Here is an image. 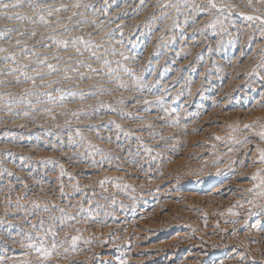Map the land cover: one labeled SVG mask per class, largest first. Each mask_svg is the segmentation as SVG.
Instances as JSON below:
<instances>
[{"label":"bare ground","instance_id":"6f19581e","mask_svg":"<svg viewBox=\"0 0 264 264\" xmlns=\"http://www.w3.org/2000/svg\"><path fill=\"white\" fill-rule=\"evenodd\" d=\"M47 1L50 2V5L61 3L68 5V7L70 5L67 0ZM91 1L93 2L96 0ZM156 1L157 0H153L150 4H146L147 6L145 7L143 14L152 11ZM214 1L226 8L230 22H232L230 23L228 31L229 35H225L226 39L224 40V45L228 46V49L231 52L230 61L228 62V59L226 60L225 58V60L221 58L208 61L207 55L204 54L207 58L205 61L203 60L202 67L193 64L195 57L198 56L199 58V55H201V59H203L202 54L204 51V47L201 46L200 43L201 40L195 33L197 31L196 25H209L215 19L211 17L212 15L209 11L210 8L208 4L205 5L201 3V1L191 0V13L195 25L186 28L184 37L182 40L180 39L182 42L177 45V49L182 54L180 60L173 64L175 67H171L172 69H170V66L168 65L166 66H168L169 69L166 71L164 69L167 74H165L166 77L170 79L169 81L166 79V81H168L167 83L163 81L166 84V87L164 86V88L157 90L155 95H153V92L150 94L145 88V91L142 90V93H139V90L138 95L135 94L134 96L131 93L128 95L126 94L127 96H125L127 98L126 101H124L126 108L128 107L131 110V108L134 109L137 106L136 104H140V109L138 111H133L134 115L131 114L132 116H127L126 119L125 116H123V121L125 120L126 123V131H129L131 134L130 138L134 139L131 157L137 159H135L137 161L136 164H138L137 166L134 167V165L131 164L132 158L130 159V156H128L129 159L125 158V156L116 159L118 155L116 156L113 154V151H117L115 150L117 138L115 139L114 136H110L109 134L102 136L101 139L103 140L97 138L98 142L95 143L98 146L102 145L104 148L108 149L109 160L102 165H98L97 162L93 164L95 158L92 160L93 158H91V155L89 156L90 158L86 157L85 160H83V157L76 156L74 152H70L67 149L64 150L62 147L56 148V146L54 147L50 142V144L45 145V150H42V148V151L39 150L38 154L36 148L34 149L32 147L33 145L28 146L24 149L25 151L21 152L35 157L37 161L31 159V162L33 160L37 162L33 164L35 167L43 163L44 160L46 161L49 159L51 162L52 158L54 160L56 158V160L58 159L59 161L64 159L70 160V158H73L74 160L72 159V161H70L71 166H73V170L76 169L80 174L74 182H70L69 179H62L61 174H59L61 169H59V172L57 171L56 174L48 176L47 182L44 183L42 195H30L29 186L34 185L35 183L32 182L29 184L28 182L23 181L19 184L21 186L20 189L22 190L19 189L20 191H17L14 196L9 197L8 199H5L3 197L4 195L0 197V229L2 227L7 228L5 231L6 233L3 236H1L2 234L0 235V258H3L6 261V264H19V262L23 260H29L31 261V264H72L73 261L77 262V264H264V197H259L254 193H249L247 191V189L252 188L255 183H258V181H252L250 179L257 170H260L261 175H264V164L254 163V161H258L259 159L258 150L264 149V141L260 140L258 136V133L264 130V106H261L264 105V51H262L264 50V36L261 35V32L264 31V24H261L260 20L249 21L245 18L248 15L264 17V3H260L258 0H252V4L249 6L248 0ZM103 2L106 6L110 7L115 4L116 0H104ZM162 5L165 4L162 3ZM44 6L42 8H44ZM96 6L98 7V5ZM155 10H157V8ZM185 11L184 13H187ZM104 13H106V11ZM165 13L166 12H164V14ZM242 13L243 15H241ZM157 14L159 15V13ZM143 16L137 20L140 22L141 18L143 19ZM48 18L49 17L46 19ZM127 20L116 19L111 21V23L106 26L107 30H110V28H114L113 30L116 28L120 29L124 26ZM19 23L20 22L13 21L10 25L19 26ZM134 23L136 24L135 21ZM187 23L188 22H186V24ZM129 29L131 28L129 27ZM169 30L171 32V29ZM120 31L123 34L122 29ZM158 31H160V29ZM129 33L131 32L129 31ZM204 34L205 33H203V35ZM160 35L161 34H159V37L161 38ZM214 37L215 36H213V38ZM148 43L150 42L148 41ZM113 57L116 58L115 56ZM40 59L45 60L47 58L44 59L43 57ZM122 59L124 58L122 57ZM57 61L58 60H56V62ZM170 64L171 63H169V65ZM183 67L190 68L189 73H191L192 79L196 77L197 81L193 83V86H191L192 84H189L188 90L181 96L178 94V89H173L172 86H168L169 83H172L175 80V74L177 75V72ZM109 79H106V75H103L102 78H98V84L104 85L105 82L110 81ZM46 80L43 81L46 83ZM148 81L150 82L151 80ZM90 83L91 82H75L69 86L72 91H77L78 93L82 90L85 91ZM92 84L95 85L96 83ZM97 86L98 85H95L93 87V92L96 93L95 98L105 99L115 95L110 92L113 89H110L108 84L106 85V89L101 88L100 90H97ZM8 89L9 88L5 90ZM189 91L190 94L188 93ZM132 97H135L134 100H136V102L129 100ZM145 100L150 101V103L145 104ZM78 101H76V106L84 104L83 102ZM137 101L139 102L137 103ZM53 104L55 105L56 103ZM66 104H63V102L60 103V109L63 110L66 106H70ZM163 105L164 109H162ZM83 107L84 106H82V108ZM23 108H25L24 104L23 106H15V111L12 112L17 114L18 112H21ZM53 110L59 109L57 107L53 108ZM25 112L26 111H24V113ZM13 115L9 114L8 111H4L0 116V120L10 118L12 123H9L14 125L18 119L15 120ZM22 116L23 115L20 114L16 117L19 118ZM33 117L35 118L37 116L34 115ZM112 117L114 118V116ZM99 118L101 120V117ZM92 121H94V119H92ZM103 121H106V119ZM18 122L20 124V121ZM24 122H21V124ZM89 122L90 121H88V123ZM246 124L253 125V127L245 130L244 125ZM149 125L151 127H149ZM51 126L54 127L55 125ZM2 129V124H0V139L3 134V136H7L8 133V131L7 133H2ZM11 135H8L7 137H11ZM89 137L91 136L89 135ZM138 137L139 139H137ZM216 137H220V139H216ZM20 138L23 139L24 137L20 135ZM246 138L250 143L245 144L233 142V140L244 141ZM30 140L27 139L25 141L30 142ZM123 146H125V144ZM119 147L118 152L122 149V146ZM145 147L151 149V151H146ZM5 148L6 146L0 145V150H5ZM19 149L16 153H18ZM92 151L93 150L91 149L89 152ZM27 157L31 158V156ZM45 163H47V161ZM100 163L102 162L100 161ZM26 171L27 169H23L21 173L24 176H27L28 173ZM19 175L21 174L19 173ZM101 181H105L103 186H101ZM249 201H251V203H249ZM45 209H47V211H45ZM61 209H63V212ZM68 217H74V219L68 220ZM41 221L43 222V226H41ZM48 229H51V232L47 233L45 246L50 247L53 242L52 233H56L55 242L58 245V250L61 255H54L45 261L42 256L34 250L22 247V243H29L28 236L32 237V242H38L37 237L45 236ZM73 236L80 237V240L77 241L75 250H73L71 246V238ZM85 240L90 241V243H84ZM65 249L68 250L67 258H65L64 254Z\"/></svg>","mask_w":264,"mask_h":264},{"label":"rangeland","instance_id":"374dc122","mask_svg":"<svg viewBox=\"0 0 264 264\" xmlns=\"http://www.w3.org/2000/svg\"><path fill=\"white\" fill-rule=\"evenodd\" d=\"M69 2L68 5L61 3L57 5H50V2L47 0H33L34 3H37L43 9V15L48 17L47 8L51 6L52 8H59L61 5H66L67 10H61L58 13H54L52 17H49L48 19L51 20V24L48 27H45L42 24L39 23H31L30 20H38V16L36 15V10L31 8L29 4L27 3V0H23V7L16 9H12L14 13H20L23 16H26L28 19L25 20H8L3 14H0V31L9 29V28H15L19 31H31L36 30L39 34L35 37H19L22 40V44L20 47H14L15 45V39L17 38L16 34H12L13 39V50H15V53L17 55L18 64H27L29 65L27 71L29 75H36V72L31 71L33 68L37 69V71L41 72L44 75V79L46 80V83L41 80L37 79L36 84L37 88L32 89L31 83H16V77L19 76V73H16L14 75H0V81H4V83L0 84V116L4 113V111H8L9 114L13 115L15 120H17L14 125H11L10 118H7L5 120H0V124H2V133H7L8 135H11V137L1 136L0 139V145L6 146L5 150H0V197H3L5 199H8L11 196H14L17 191H20L22 189L19 185L21 182L26 181L29 184L34 182V185L29 186V193L32 196H36L38 194L42 195V191L44 190V183L47 182L48 176L56 174L57 171L59 172V169H61V165L63 166V175H61L62 179H69L70 182H74L76 178H78V175L80 174L76 169L73 170V166H71L70 161H72L73 158L64 159L62 161H59L58 159L55 160L51 159L44 160L43 163L37 165L36 167L33 165L37 161L33 155H27L24 153H21L25 151L24 149L27 148L30 145H33L32 147L35 149L38 154L39 150H45L46 144H53V146L56 148L62 147L64 150H69L70 152H74L76 156L85 158H90L91 155L92 160H96L98 165L105 164L104 162H107L109 160L108 157V149L104 148L102 145H96L95 143L98 142V139H101L102 136L105 134H109L110 136H114L116 139V149L117 151H113L117 157L116 159H119V157H124L127 159H131L132 155V147L134 144V139L130 138L131 136H126L125 133H130L129 131H126V123L125 120L123 121V116H125V119L129 115H125L127 113H130V115H134L133 111H138L140 109V104H136L137 106L130 110V108H126L125 102L126 97L128 94H131L135 96V94L142 93L145 88L150 94L153 92V95L157 93V90H160L161 88H164L170 79L166 77V70L172 69L171 67H175L173 64L175 62H178L180 58L182 57L181 52L177 49V45H179L182 41V38L184 37V33L186 28H190L193 25H195V21L192 15V9H191V0H157L154 3L153 10L149 13L143 14L145 11V7L150 4L153 0H144L143 3H141V0H116L114 5H111L110 7L106 6L104 4V0L101 1H91V0H67ZM72 1V3H71ZM79 3L82 5L80 8H75L73 5L76 3ZM167 1V2H166ZM193 1V0H192ZM199 2L209 5L208 0H198ZM204 1V2H203ZM5 2H8V0H5ZM14 2V0H13ZM46 2V3H45ZM75 2V3H74ZM148 2V3H147ZM172 6L169 8L167 5L170 3ZM175 2V3H174ZM215 2V1H214ZM123 5H122V4ZM130 3V4H129ZM164 3L165 5H162ZM186 3V4H185ZM189 3V4H188ZM217 4V10L218 8H223L224 11H217L210 7V13L213 19V22L209 25H196L197 31L195 32L199 39L201 40V46H203V59H201V55L194 58V63L198 66L202 67L203 62L208 57V61L210 60H218V59H228L230 60V50L228 49V46L224 45V40L226 39V36L229 35L228 31L230 28V19L227 15V10L223 5ZM47 4V5H46ZM93 4V5H92ZM102 4V5H101ZM147 4V5H146ZM158 4V5H156ZM167 4V5H166ZM170 4V5H171ZM197 4V3H196ZM46 7H45V6ZM59 5V6H58ZM98 5V7L96 6ZM105 5V6H104ZM131 5V6H130ZM156 5V6H155ZM162 5V6H161ZM176 5V6H175ZM188 5V6H186ZM44 6V8H42ZM120 6V7H118ZM164 6V7H163ZM179 8H178V7ZM184 6V7H183ZM220 6V7H219ZM94 7V8H92ZM100 7V8H99ZM126 7V8H124ZM161 7V8H160ZM163 7V9H162ZM176 7V9H175ZM103 8V9H102ZM105 8V9H104ZM119 8V9H118ZM143 8V9H142ZM157 8V10L155 9ZM178 8V9H177ZM101 9V10H100ZM116 9V10H115ZM142 9V10H141ZM162 9V10H161ZM171 9V10H170ZM184 9V10H183ZM189 9V10H188ZM213 9V10H212ZM27 10V11H26ZM45 10V11H44ZM106 13H104L105 11ZM122 10V12H121ZM135 10V11H134ZM161 10V11H160ZM169 10V11H168ZM179 10V11H178ZM186 10V11H185ZM226 10V11H225ZM10 10L9 14H14ZM65 11V12H64ZM70 11V12H69ZM77 12L80 15H77L73 17L71 21L68 20V17L71 16L72 12ZM103 11V12H102ZM111 11V12H110ZM154 11V12H153ZM157 11V12H156ZM187 12V13H184ZM128 12V13H127ZM131 12V14H130ZM152 12V13H151ZM162 12V13H161ZM164 12H166L164 14ZM177 12V13H176ZM189 12V13H188ZM216 14H215V13ZM221 12V13H220ZM226 12V13H225ZM65 13V14H64ZM115 13V14H114ZM117 13V14H116ZM154 13V14H153ZM159 13V15L157 14ZM169 13V14H168ZM176 13V14H173ZM47 14V15H46ZM107 16H105V15ZM123 16H121V15ZM128 14V15H127ZM135 14V15H134ZM155 16H153V15ZM167 14V15H166ZM188 16H187V15ZM33 15V16H32ZM56 15V16H55ZM58 15V16H57ZM110 15V17H109ZM112 15V16H111ZM134 15V16H133ZM144 15V16H143ZM158 15V16H157ZM161 15V16H160ZM164 15V16H163ZM172 15V16H171ZM220 15V16H219ZM141 16H143V19L141 18L140 22L138 21ZM147 16V17H146ZM150 16V17H149ZM175 16V17H174ZM177 16V17H176ZM182 16V17H181ZM241 16V15H240ZM58 17V18H57ZM65 17V18H64ZM104 17V18H103ZM113 17V18H112ZM125 17V18H124ZM136 17V18H135ZM149 17V18H148ZM159 17V18H158ZM170 17V18H169ZM174 19H173V18ZM181 19H179V18ZM190 17V18H189ZM4 18V19H3ZM172 18V19H171ZM185 18V19H183ZM54 22H53V20ZM57 19L61 21L60 24H57ZM87 19L89 21L88 24L81 23L82 20ZM97 21H96V20ZM116 19H124L127 20L123 27L116 28H110V30H107V25L111 23V21H114ZM131 19V20H130ZM138 19V20H137ZM177 19V20H176ZM189 19V21H188ZM221 19V22H220ZM229 22H227L226 21ZM95 20L96 24L93 25L91 21ZM130 20V21H129ZM133 20V21H132ZM138 23H137V21ZM150 20V21H149ZM186 20V21H185ZM10 21V22H9ZM13 21L20 22L18 25L11 26ZM136 22V24L134 23ZM156 21V22H155ZM175 21V22H173ZM132 22V23H131ZM145 22V23H144ZM162 22V23H161ZM170 22V23H169ZM177 22V24H176ZM186 22H188L186 24ZM220 22V23H218ZM25 23V25H24ZM103 23V24H102ZM151 23V24H149ZM166 23V24H165ZM174 23V24H173ZM184 25H183V24ZM194 23V24H193ZM223 23V24H222ZM22 24V25H21ZM56 24V25H55ZM68 24V25H67ZM106 24V25H105ZM134 24V27H133ZM159 24V25H158ZM229 24V25H228ZM2 25V26H1ZM127 25V27H126ZM131 25V26H130ZM150 25V26H149ZM155 25V26H154ZM170 27H169V26ZM178 25V26H176ZM189 25V26H188ZM192 25V26H191ZM220 25V26H219ZM97 26V27H96ZM99 26V27H98ZM141 26V27H140ZM157 26V27H156ZM164 26V27H163ZM173 26V28H172ZM185 28H184V27ZM226 26V27H225ZM228 26V27H227ZM106 27V28H105ZM125 27V29H124ZM129 27L131 29H129ZM139 27V28H138ZM146 27V28H145ZM160 27V28H158ZM165 29H163V28ZM167 27V28H165ZM195 27V26H194ZM212 27V28H211ZM214 27V28H213ZM217 27V28H216ZM25 28V29H23ZM65 28L70 29V31H65ZM97 28V29H96ZM103 28V29H102ZM135 28V29H134ZM207 32H206V30ZM216 28V29H215ZM226 28V29H225ZM228 28V29H227ZM100 29V30H99ZM122 29V32L120 31ZM142 29V31H141ZM146 29V30H145ZM151 29V30H150ZM160 29V31H158ZM162 29V30H161ZM171 29V32L170 30ZM209 29V30H208ZM214 29V31H213ZM105 30V32H104ZM120 32H119V31ZM127 30V31H126ZM134 30V31H133ZM140 30V31H139ZM45 31V32H44ZM47 31V32H46ZM72 31V32H71ZM94 31V32H92ZM108 31V32H107ZM129 31L131 33H129ZM147 31V32H146ZM164 31V32H163ZM180 31V32H179ZM184 31V32H181ZM203 31V32H202ZM212 34H211V32ZM84 32V33H83ZM125 32V33H124ZM137 32V33H136ZM139 32V33H138ZM144 32V33H143ZM146 32V33H145ZM150 32V34H149ZM157 34H155V33ZM202 32V33H201ZM226 32V33H225ZM41 33V34H40ZM90 33V34H89ZM101 33V34H100ZM117 33V34H116ZM164 33V34H162ZM203 33H205L203 35ZM208 33V34H207ZM210 33V35H209ZM96 34V35H95ZM105 34V35H104ZM128 34V35H127ZM159 34H161V38L159 37ZM171 34V35H170ZM180 36H179V35ZM214 34V35H213ZM15 35V36H14ZM61 35V36H60ZM90 35V36H89ZM94 35V36H93ZM98 35V36H97ZM110 35V36H109ZM117 35V36H116ZM119 35V36H118ZM140 35V36H139ZM167 35V36H166ZM226 35V36H225ZM51 36L55 40H68V48L67 50L64 49V47L61 45H56L53 43V39H48V37ZM57 36V37H56ZM63 36V37H62ZM165 36V37H164ZM169 36V38H168ZM172 39H171V37ZM203 36V37H202ZM212 36V37H211ZM213 36H215L213 38ZM74 37H83V40L85 41H91L93 45L99 44L101 47L91 49L92 51H84L83 45L77 41L76 45L72 44V39ZM113 37V38H111ZM131 37V38H130ZM153 37V38H152ZM163 37V38H162ZM206 37V39H205ZM210 37V38H209ZM223 37V38H222ZM27 38V39H26ZM59 38V39H58ZM61 38V39H60ZM97 38V39H96ZM125 38V39H124ZM139 38V39H138ZM141 38V39H140ZM159 38V39H158ZM166 38V39H165ZM92 39V40H91ZM96 39V40H95ZM101 39V40H100ZM104 39V40H103ZM106 39V40H105ZM117 41H116V40ZM120 39V41H119ZM150 39V40H149ZM181 39V40H180ZM216 42H215V40ZM223 39V40H222ZM100 40V41H97ZM108 40V41H107ZM122 40V41H121ZM129 40V41H128ZM139 40V41H138ZM155 40V41H154ZM163 40V41H162ZM175 40V42H174ZM52 41V42H51ZM114 41V42H113ZM132 41V42H131ZM142 41V42H141ZM148 41L150 43H148ZM152 41V42H151ZM170 41V42H169ZM177 41V42H176ZM209 41V42H206ZM223 41V43H222ZM116 42V43H115ZM124 42V43H123ZM136 42V43H135ZM206 42V43H204ZM37 43V44H36ZM49 43V44H48ZM113 45H112V44ZM146 43V44H145ZM153 43V44H152ZM214 43V44H212ZM28 46V52L22 53L21 49L24 45ZM32 44V45H31ZM49 46H44V45ZM131 44V45H130ZM139 44V45H138ZM149 44V45H148ZM207 44V45H206ZM0 45H5V47H8L9 45L4 40H0ZM56 45V46H55ZM79 45V46H78ZM154 45V46H153ZM213 47H211V46ZM218 45V46H217ZM151 46V47H150ZM170 46V47H169ZM225 46V47H224ZM57 47V48H56ZM79 47L81 51H83V56H77L75 53L76 48ZM133 47V48H132ZM139 47V48H138ZM141 47V48H140ZM154 47V48H153ZM168 47V48H167ZM41 48V49H40ZM61 48V49H60ZM117 48V49H116ZM136 48V49H135ZM149 48V49H148ZM152 48V49H150ZM164 48V49H163ZM173 48V49H172ZM223 48V49H222ZM48 51H47V50ZM63 49V50H62ZM147 51H146V50ZM171 49V50H170ZM213 49V50H212ZM46 50V51H45ZM104 50V51H103ZM107 51V55H105V51ZM113 50L115 54L113 53ZM139 50V51H138ZM151 50V51H150ZM153 50V51H152ZM169 50V51H168ZM173 50V51H172ZM175 50V51H174ZM212 50V51H211ZM220 50V51H218ZM228 50V51H227ZM38 51V52H37ZM50 51V53H49ZM54 51V52H53ZM58 51V53H57ZM73 51V53H72ZM96 53V56H99L100 59H96L92 56V52ZM133 51V52H132ZM172 51V52H171ZM225 51V52H224ZM35 53V56H32V53ZM41 54H40V53ZM44 52V53H43ZM56 52V53H55ZM98 52V53H97ZM123 52L125 56H128L129 59L125 60L122 59L123 56H120L119 53ZM129 52V53H128ZM149 52V53H148ZM180 52V53H179ZM206 52V53H205ZM210 52V53H209ZM214 52V53H212ZM19 53V54H18ZM48 53V54H47ZM52 53V54H51ZM60 53V54H59ZM67 53V54H66ZM71 53V54H70ZM136 53V54H135ZM146 53V54H145ZM225 53V55H224ZM229 53V54H227ZM28 54V55H27ZM39 54V55H38ZM59 56H58V55ZM70 56H69V55ZM86 54V55H85ZM151 54V55H150ZM175 54V55H174ZM207 55V57L205 55ZM213 54V55H212ZM217 54V55H216ZM220 54V56H219ZM19 55V56H18ZM25 55V56H24ZM48 55V56H47ZM63 55V56H62ZM74 55V56H73ZM147 55V56H146ZM215 55V56H214ZM41 56V57H39ZM62 57V60L59 59L57 62L55 57ZM71 57V59H69ZM115 56L116 58H114ZM119 56V58H118ZM153 56V57H152ZM229 56V57H228ZM47 58L45 59L46 62H49L56 66L58 68V71L54 72L51 77L47 75L48 69H46V66H41L37 63L38 60H41L40 58ZM51 59H49V58ZM111 57V58H110ZM150 57V58H149ZM39 58V59H38ZM83 58V59H82ZM124 58V57H123ZM136 58V59H135ZM139 60H138V59ZM148 58V59H147ZM64 59V60H63ZM107 59L111 61V67L112 69H119L118 71L114 72L112 76H108V68L104 65L103 61ZM172 59V60H171ZM176 59V60H174ZM224 59V60H225ZM29 60V61H28ZM73 60V61H72ZM113 60V61H112ZM115 60V61H114ZM144 60V61H143ZM171 60V61H170ZM204 60V61H203ZM53 61V62H52ZM77 61H83L85 65H92V68H96L99 71L98 72H92L88 67L81 66L77 63ZM89 61V62H88ZM119 61L120 64L118 65L116 62ZM142 61V62H141ZM199 61V62H198ZM57 65H56V63ZM101 62V64H100ZM196 62V63H195ZM10 63V64H9ZM29 63V64H28ZM55 63V64H54ZM63 63V64H61ZM92 63V64H91ZM95 63V64H94ZM124 63V64H123ZM169 63H171L169 65ZM5 64V65H4ZM11 61H8L7 63H0V71L6 72L8 68L10 67H17L18 64H12ZM140 64V65H139ZM154 64V65H153ZM99 65V66H98ZM101 65V66H100ZM120 65H123L125 67L131 68L136 77H140L139 80L131 78V76L127 75L123 69L120 67ZM170 66L168 68V66ZM69 66V67H68ZM96 66V67H95ZM164 66V67H163ZM64 67V68H63ZM103 67V69H102ZM116 67V68H115ZM133 67V68H132ZM45 68V69H44ZM41 69V70H40ZM44 69V70H43ZM67 69V71H66ZM72 69H76L73 71ZM79 69V70H78ZM105 69V70H104ZM165 69V71H164ZM44 71V72H43ZM81 71V72H80ZM106 71V72H104ZM156 71V72H155ZM161 71V72H160ZM178 71V70H176ZM31 72V73H30ZM75 72V73H74ZM91 72V73H90ZM102 72V73H101ZM179 72V73H178ZM177 72V75L175 74V80L172 83H169L168 87H173V89H178V94L181 96L184 95L183 93L188 90L189 84H192L193 86L194 82L197 81L196 77L192 79L190 68H182L180 71ZM182 72V73H181ZM155 73V74H154ZM77 74V75H76ZM85 74V75H84ZM94 74V75H92ZM98 74V75H97ZM123 74V75H122ZM166 74V75H165ZM46 75V77H45ZM60 75V76H59ZM68 75V76H67ZM79 75V76H78ZM81 75L84 76H90L91 79H84L81 80ZM103 75H106V79L110 78L108 82H105L103 84H98V78H102ZM160 75V76H159ZM183 75V76H182ZM16 76V77H15ZM62 76V77H61ZM65 76L70 77V79H65ZM95 76V77H94ZM119 77V79H117ZM57 78V79H56ZM152 78V79H151ZM157 78V79H156ZM185 78V79H184ZM190 78V79H189ZM13 79V80H12ZM19 79L21 81L24 80V77L19 76ZM72 79V81H71ZM117 79V80H116ZM122 79V81H121ZM147 79V80H146ZM166 79L168 81H166ZM182 79V80H181ZM188 79V80H187ZM59 80V83H54L52 86L49 87H40L41 84H47L49 81H56ZM75 80V81H74ZM87 80V81H85ZM94 80V81H93ZM96 80V81H95ZM112 80V81H111ZM131 80V81H130ZM148 80H151L150 82ZM155 80V81H154ZM178 80V81H177ZM182 82H181V81ZM10 81V82H9ZM40 81V82H38ZM67 81V82H66ZM119 81V82H118ZM153 81V82H152ZM160 84H158L157 82ZM161 83H160V82ZM165 83H164V82ZM186 81V82H185ZM190 81V82H189ZM43 82V83H42ZM75 82H91L87 89L82 90L77 93V91H72L70 88V84H74ZM123 83L125 85L124 88L119 87L120 83ZM144 82V83H143ZM177 82V83H176ZM65 83V84H64ZM92 83H96L95 85H98L96 88L97 90L106 89V85L108 84L110 89H113L112 92L115 94L114 98L108 97L105 99H97L96 96L89 95L88 93L93 92V85ZM146 83V85H145ZM163 83V84H162ZM58 84V85H57ZM113 84V85H112ZM154 84V86H153ZM157 84V86H156ZM163 86H162V85ZM172 84V85H171ZM185 84V85H183ZM206 84V82H205ZM23 85V86H22ZM31 85V86H30ZM67 85V86H66ZM101 85V87H100ZM103 85V86H102ZM140 85V86H139ZM175 85V86H173ZM183 85V86H181ZM59 86V87H58ZM114 88H113V87ZM139 88H138V87ZM150 86V87H149ZM152 86V87H151ZM180 86V87H179ZM21 87V88H20ZM40 87V88H39ZM91 87V88H90ZM144 87V88H143ZM148 87V88H147ZM157 87V88H156ZM166 87V86H165ZM177 87V88H176ZM185 87V88H183ZM9 88L8 90H5ZM53 88V89H52ZM130 88V89H129ZM181 88V89H180ZM3 89V90H2ZM25 89H32V91L35 93L32 96L25 93ZM45 89V90H44ZM69 89V90H68ZM115 89V90H114ZM124 89V90H123ZM132 89V91H131ZM138 89V90H137ZM153 89V90H152ZM120 90V91H119ZM140 90V91H139ZM144 90V91H145ZM150 90V91H149ZM181 90V92H180ZM184 90V91H183ZM24 91V92H23ZM139 91V93H138ZM156 91V92H155ZM15 92V93H14ZM76 93L78 96H73L72 93ZM85 92V93H84ZM125 92V93H124ZM137 92V93H136ZM84 93L85 98L84 100L79 98L80 94ZM134 93V94H133ZM190 94V91L188 92ZM55 94V95H54ZM87 94V95H86ZM127 94V95H126ZM43 95V96H42ZM64 96L65 98L63 100L60 99L61 96ZM67 95V96H66ZM70 95V97H69ZM136 95V96H137ZM26 96V97H25ZM49 96L51 99H49ZM88 96V97H87ZM92 96V97H91ZM122 96V97H121ZM16 97V98H15ZM41 97V98H40ZM67 97V98H66ZM31 98V100H30ZM90 100H89V99ZM93 98V99H92ZM135 97H132L129 100H132V102H136L134 100ZM8 99V100H7ZM49 99V100H48ZM74 99V100H73ZM170 99V98H169ZM72 100V101H71ZM79 100V101H78ZM86 100V101H85ZM88 100V101H87ZM102 100V101H101ZM121 100H123V103H121ZM47 101V102H46ZM61 101V102H60ZM69 101V103H68ZM76 101L83 102L84 104L81 106H76ZM85 101V102H84ZM107 101V102H106ZM63 102V104L67 103L66 108L63 110L60 109V103ZM77 102V103H78ZM96 102V103H95ZM99 102V103H98ZM8 103V104H7ZM53 103H56L55 105ZM91 103V104H90ZM11 104V105H10ZM25 106V108L22 109L21 112L13 113L14 107L18 105ZM48 104V105H47ZM87 104V105H85ZM117 104V105H116ZM31 105V107H30ZM39 105V106H38ZM74 105V106H73ZM109 105V106H108ZM113 105V106H112ZM122 105V106H120ZM2 106V107H1ZM41 106V107H40ZM43 106V107H42ZM57 108L59 110H53V108ZM82 106H84L82 108ZM91 106V107H89ZM108 106V107H107ZM118 106V107H117ZM139 106V108H138ZM4 107V108H3ZM6 107V108H5ZM75 107V108H74ZM106 107V108H105ZM125 107V108H124ZM28 108V109H27ZM30 108V109H29ZM42 110H41V109ZM46 108V109H45ZM69 108V109H68ZM81 108V109H80ZM86 108V110H85ZM32 109V110H31ZM80 109V110H79ZM98 109V110H97ZM109 109V110H107ZM114 109V111H113ZM116 109V110H115ZM124 109V110H123ZM162 109H164V105L162 106ZM49 110V111H47ZM61 110V112H60ZM71 110V111H70ZM74 110V111H73ZM120 110V111H118ZM128 110V111H126ZM13 111V112H12ZM27 113V115H24ZM91 111V112H90ZM106 111V112H105ZM110 111V112H108ZM31 112V113H30ZM51 112V113H50ZM76 112L78 113L77 116H73L72 113ZM102 112V113H101ZM127 112V113H126ZM37 117H33L34 115ZM37 113V114H36ZM57 115H56V114ZM83 113H87V115H84ZM118 113V114H117ZM121 113V114H120ZM23 115L22 117H16L17 115ZM44 114V115H43ZM108 114V115H107ZM112 114V115H111ZM33 115V116H32ZM39 115V116H38ZM43 115V116H42ZM51 117H50V116ZM102 115V116H101ZM105 115V116H104ZM111 115V116H110ZM131 115V116H132ZM29 116V118H28ZM32 116V117H31ZM46 116V117H45ZM56 118H55V117ZM73 116V117H72ZM91 116V117H88ZM98 118H97V117ZM104 116V117H103ZM114 116V118L112 117ZM24 117V118H23ZM95 117V118H94ZM101 117V120L100 118ZM104 119H103V118ZM111 117V118H110ZM119 119H118V118ZM21 118V119H20ZM31 118V119H30ZM38 118V119H36ZM40 118V119H39ZM44 118V119H43ZM50 118V119H49ZM94 121H92V119ZM27 119V120H25ZM36 119V120H35ZM42 119V120H41ZM49 121H48V120ZM97 121H96V120ZM99 119V120H98ZM106 121H103L105 120ZM112 119V120H111ZM8 120V121H6ZM23 120V121H21ZM72 120V121H71ZM78 120V121H77ZM84 120V121H83ZM108 120V122H107ZM110 120V121H109ZM20 121V124L19 122ZM26 121V122H24ZM31 121V122H30ZM46 123H45V122ZM64 121V122H63ZM68 121H70V124ZM88 121H90L88 123ZM103 121V122H102ZM111 121H114L115 123H110ZM122 124H121V122ZM11 122V123H9ZM21 122H24L21 124ZM38 122V123H37ZM67 122V123H66ZM83 122V123H82ZM94 124H92V123ZM97 122V123H96ZM101 122V123H100ZM4 123V124H3ZM31 123V125H30ZM33 123V125H32ZM44 123V124H42ZM87 123V124H85ZM99 123V124H98ZM120 123L121 129H117L116 124ZM125 125H124V124ZM24 124V125H23ZM40 124V125H38ZM42 124V125H41ZM73 124V125H72ZM82 124V125H81ZM103 124V125H102ZM17 125V126H16ZM27 125V126H25ZM45 125V126H43ZM51 125H55L52 127ZM72 125V126H71ZM85 125V126H84ZM14 126V128H13ZM29 126V127H28ZM32 126V127H31ZM37 126V127H36ZM40 126V127H39ZM44 128H42V127ZM48 126V127H47ZM50 126V127H49ZM109 126V127H107ZM124 126V127H123ZM9 127V128H8ZM16 127V128H15ZM93 127V128H92ZM11 128V129H10ZM13 128V129H12ZM32 128V129H30ZM50 128V129H49ZM105 128V129H104ZM125 128V129H123ZM10 129V130H9ZM17 129V131H16ZM26 129V130H25ZM29 129V131H28ZM34 129V130H33ZM36 129V130H35ZM54 129V130H53ZM83 129V130H82ZM110 131H109V130ZM123 129V130H122ZM48 130V131H47ZM107 130V131H106ZM4 131V132H3ZM22 134H21V132ZM38 132V133H37ZM42 132V133H41ZM79 132V135L77 133ZM120 132V133H119ZM10 133V134H9ZM22 135L24 138H20V135ZM38 135H37V134ZM69 133V134H68ZM16 134V135H15ZM47 134V135H46ZM51 134V135H49ZM66 134V135H65ZM19 135V136H18ZM31 135V136H30ZM63 137H62V136ZM89 135L91 137H89ZM33 136V137H32ZM42 136V137H41ZM116 136V137H115ZM126 136V137H125ZM14 137V138H13ZM47 137V138H46ZM50 137V138H49ZM72 137V138H71ZM42 138V139H41ZM44 138V140H43ZM55 138V139H54ZM80 138V139H79ZM98 138V139H97ZM125 138V139H124ZM12 139V141H11ZM21 141H20V140ZM31 139L30 142H26L25 140ZM33 139V140H32ZM40 139V140H39ZM79 139V140H78ZM124 139V140H123ZM6 140V141H5ZM19 140V142H18ZM47 140V141H46ZM50 140V141H49ZM60 140V141H59ZM63 140V141H62ZM68 140V141H67ZM103 140V139H101ZM118 140V141H117ZM122 140V141H121ZM128 140V141H127ZM23 141V142H22ZM36 141V142H35ZM78 141V142H77ZM85 141V142H84ZM127 141V142H126ZM16 142V143H15ZM39 142V143H38ZM42 142V143H41ZM50 142V143H49ZM58 142V143H57ZM66 142V143H65ZM2 143V144H1ZM9 143V144H8ZM25 143V144H24ZM35 143V144H34ZM93 143V144H91ZM125 144V146H123ZM16 145V146H15ZM19 145V146H18ZM63 145V146H62ZM79 145V146H78ZM85 145V146H84ZM96 145V147H95ZM12 146V147H11ZM39 146V147H38ZM93 146V147H92ZM119 146H122V149L118 152ZM20 147V149H19ZM22 147V148H21ZM66 147V148H65ZM92 147V148H91ZM43 148V149H42ZM94 148V149H93ZM101 148V149H100ZM125 148V149H124ZM9 149V150H7ZM13 149V151H12ZM19 149L18 153L17 150ZM42 149V150H41ZM91 149L93 150L92 152ZM7 150V151H6ZM15 150V151H14ZM102 150V151H101ZM126 150V152H125ZM129 150V151H128ZM12 151V152H11ZM96 151V152H95ZM101 151V152H100ZM106 151V152H104ZM5 152V153H4ZM100 152V153H99ZM83 153V155H82ZM130 153V154H129ZM7 154V155H6ZM97 154V155H96ZM103 154V155H102ZM105 154V155H104ZM124 154V155H123ZM127 154V155H126ZM26 155V156H24ZM11 156V157H10ZM27 156H31L29 159ZM93 156V157H92ZM95 156V157H94ZM102 156V157H101ZM128 156H130L128 158ZM26 157V158H25ZM31 159H35L31 162ZM102 159V160H101ZM107 159V160H106ZM136 158H132L131 164L137 166L136 164ZM18 160V161H17ZM21 160V161H20ZM74 160V159H73ZM94 160V161H95ZM100 160L102 163H100ZM30 162V163H29ZM60 162V163H59ZM99 162V163H98ZM37 163V162H36ZM58 163V164H57ZM67 163V164H65ZM135 163V164H134ZM14 164V165H13ZM47 164V165H46ZM70 164V165H68ZM18 165V166H17ZM25 165V166H24ZM41 165V166H40ZM57 165V166H56ZM59 165V166H58ZM5 166V167H4ZM33 166V167H32ZM45 166V167H44ZM11 167V168H10ZM20 167V168H19ZM54 167V168H53ZM16 168V169H15ZM35 168V169H34ZM37 168V169H36ZM53 168V169H52ZM23 169H27V176H24L21 172ZM10 170V171H9ZM20 170V171H19ZM48 170V171H47ZM11 175H9V173ZM13 171V172H12ZM71 171V172H70ZM2 172V173H1ZM18 172V173H17ZM13 173V174H12ZM17 173V174H16ZM19 173L21 175H19ZM42 173V174H41ZM52 173V174H51ZM72 173V174H71ZM47 174V175H46ZM61 174V172L59 173ZM18 175V176H17ZM30 175V176H29ZM34 175V176H33ZM38 175V177H37ZM46 175V176H45ZM33 176V177H32ZM45 176V177H44ZM76 176V177H75ZM11 177V178H10ZM16 177V178H15ZM20 177V178H19ZM29 179H27V178ZM10 178V179H8ZM7 179V180H6ZM33 179V180H32ZM73 179V180H72ZM45 180V181H44ZM30 181V182H29ZM14 184V185H13ZM14 186V187H13ZM18 187V188H17ZM32 188V189H30ZM20 189V190H19ZM35 189V190H34ZM8 194H7V193ZM41 192V193H40ZM13 194V195H12ZM34 194V195H33ZM4 229V230H3ZM6 227H2L0 229V235L3 236L6 232ZM6 239V238H5ZM7 242V241H6Z\"/></svg>","mask_w":264,"mask_h":264},{"label":"snow or ice","instance_id":"6c2138e0","mask_svg":"<svg viewBox=\"0 0 264 264\" xmlns=\"http://www.w3.org/2000/svg\"><path fill=\"white\" fill-rule=\"evenodd\" d=\"M144 0H141V3H143ZM209 2V5L211 8L213 9H217V5L216 3L214 2V0H208ZM258 2L260 3H264V0H258ZM27 3L29 4V6L31 8H33L34 10H36V15L38 16V20H30L29 22L31 23H39V24H42L44 25L45 27H48L50 26L51 24V20L50 19H46L45 16L42 14L43 13V9L40 8V6L37 4V3H34L33 0H27ZM252 4V0H248V5L251 6ZM82 5L78 2L76 3L75 5H73V7L75 8H80ZM168 7H171L172 5H167ZM23 7V0H8V2H5V0H0V14H3L8 20H13V19H16V20H25V19H28L27 17L19 14V13H14V14H9L10 10L12 9H18V8H22ZM67 10V6L66 5H61L59 8H52L51 6H49L47 8V13H48V17H52L54 13H58L60 12L61 10ZM231 10V9H229ZM218 11H224L223 8H219ZM77 15H80L79 13L77 12H73L71 16L68 17V20L71 21L73 19V17L77 16ZM243 15V13L241 14ZM247 20L249 21H252V20H260L261 24H264V17L262 16H253V15H248L245 17ZM57 24H60L61 21L59 19H57ZM81 23L83 24H88L89 21L87 19H84L81 21ZM91 23L93 25L96 24V21L93 20L91 21ZM65 31H70V29H67L65 28ZM15 33L17 38L15 39V45L14 47H20L21 44H22V40L19 38V37H35L37 36L39 33L36 31V30H31V31H28V30H25V31H19L18 29H15V28H9V29H5V30H2L0 31V40H4L7 42V44L9 45L8 47H5L3 45H0V63H7L8 61H11L12 64H18V60H17V55L15 53V51L13 50V39H12V34ZM261 35L264 36V31L261 32ZM48 39H53V37L49 36ZM77 41H79L83 47H84V50L85 51H91V49L93 47L95 48H99L101 47V45L99 44H95L93 45L91 41H84L83 40V37H74L72 39V44L75 45L77 43ZM53 43L57 44V45H62L64 47L65 50H67L68 48V44H69V41L68 40H55L53 39ZM44 46H49V45H44ZM264 51V50H262ZM21 52L22 53H26L28 52V46L25 44L23 46V48L21 49ZM83 52L81 51V49L79 47L76 48V55L77 56H83ZM113 54H115L114 50H113ZM121 56L124 57L125 60L129 59L128 56H125L123 52L119 53ZM32 56H35L36 54L33 52L31 54ZM105 55H107V50L105 51ZM92 56L95 57L96 59H100L99 56H96V53L93 51L92 52ZM55 59L59 60V59H62L61 57H55ZM71 59V58H69ZM37 63L41 66H46L47 69L49 70L47 75L51 76L54 72L58 71V68L56 66H54L53 64L51 63H47L46 60H38ZM78 64H80L81 66H86L88 67L92 72H98L99 70L98 69H95V68H92L91 65H85L83 61H77ZM104 65L108 68V73L107 75L108 76H112V74L116 71H118L119 69H112L111 68V61L105 59L103 61ZM118 65L120 64L119 61L116 62ZM29 65L27 64H18L17 67H10L7 69L6 72L4 71H0V75H14L16 73H19V76H23L24 77V80L21 81L19 79V76L16 77V83L19 84L21 82L23 83H31L32 85V89H35L37 88V84H36V80L39 78L41 80L44 79V75L41 74L39 71H37V69L33 68L32 71L33 72H36V75H29L27 69H28ZM120 67L123 69V71L133 77V79L135 80H139V77H136L135 76V73L132 69L130 68H127L123 65H120ZM73 71H75L76 69H72ZM67 71V69H66ZM81 78L82 79H91L90 76H83L81 75ZM65 79H70V77H67L65 76ZM117 79H119V77H117ZM60 81L59 80H56V81H49L47 84H42L40 85V87H51L52 84L54 83H59ZM4 81H0V84H3ZM119 87L121 88H124L125 85L121 82ZM32 89H25V93L26 94H29V95H33L35 94ZM71 95L75 96L76 93H72ZM89 95H92V96H95L96 93L95 92H91L89 93ZM65 97L62 95L60 97L61 100H63ZM80 98L81 99H84L85 96L83 93L80 94ZM49 99H51V97L49 96ZM139 101H137L138 103ZM121 103H123V100H121ZM145 104H148L150 103V101H147L145 100L144 101ZM261 106H264V105H261ZM91 107V106H89ZM114 110V109H113ZM147 110V109H145ZM84 115H87V113H83ZM24 115H27V113H24ZM73 116H77L78 113L76 112H73L72 113ZM125 115H129L130 116V113H127ZM142 119V118H141ZM70 123V121H68ZM110 123H115L114 121H111ZM116 127L117 129L120 128V125L119 124H116ZM149 127H151L149 125ZM253 125H244V129L247 130V129H250L252 128ZM77 135H79V132L77 133ZM126 136L128 135H131L130 133H125ZM258 136H259V139L264 141V130L260 131L258 133ZM139 139V137L137 138ZM216 139H220V137H216ZM234 143H250V141L246 138L244 141H236V140H233ZM145 150L150 152L151 149L145 147ZM258 154H259V159L258 161H254V163H261V164H264V149H260L258 150ZM96 161H93V164H95ZM63 166L61 165V175H63ZM9 175H11V173H9ZM250 179L252 181H258V183H255L253 185L252 188H249L247 189V191L249 193H254L255 195L259 196V197H264V175H261V171L260 170H257V172L252 175L250 177ZM101 186H103V184L105 183V181H101ZM249 203H251V201H249ZM242 206V205H241ZM45 211H47V209H45ZM61 211L63 212V209H61ZM235 214H238V213H235ZM74 217H68V220H73ZM41 226H43V222L41 221ZM35 227V226H34ZM48 232H51V229H48L46 231V234L45 236L43 237H37V241L38 242H32V237L31 236H28V240H29V243L27 244H23L22 243V247L24 248H27L29 250H34L36 253L40 254L43 258V260H48L50 259L51 257H53L54 255L55 256H59L61 255L60 251L58 250V245L57 243L55 242V238H56V233H52V243L50 245V247H46L45 246V241H46V237H47V233ZM67 235V234H66ZM72 248L73 250H75L76 246H77V241L80 240V237L79 236H73L72 238ZM84 243H90V241L88 240H85ZM67 249L64 250V254H65V258H67ZM0 264H6V261L3 259V258H0ZM19 264H31V261L29 260H23V261H20ZM72 264H77V262L73 261Z\"/></svg>","mask_w":264,"mask_h":264}]
</instances>
